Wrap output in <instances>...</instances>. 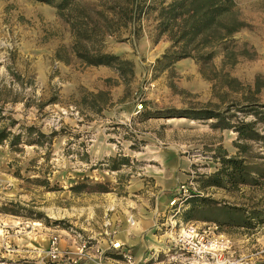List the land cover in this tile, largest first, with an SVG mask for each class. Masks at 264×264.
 <instances>
[{
  "label": "rangeland",
  "instance_id": "374dc122",
  "mask_svg": "<svg viewBox=\"0 0 264 264\" xmlns=\"http://www.w3.org/2000/svg\"><path fill=\"white\" fill-rule=\"evenodd\" d=\"M234 2L247 25L229 44L236 51L247 49L251 58L239 55L225 71L248 86L255 75L264 74V0ZM155 15L156 11L143 15L138 38L123 29L103 42L104 51L134 62L135 77L125 96L123 83L107 81L117 78L110 67L86 65L71 53L70 28L55 8L37 0H0V129L21 134V143L11 145L9 139L0 143V264H45L53 234L65 240L75 235L92 244L104 234L112 212L127 213L132 223L133 211L148 209L161 193L165 208L155 223L162 238H171L184 222L209 225L230 238L241 264H264V222L219 225L213 220L240 222L246 212L264 207V184L202 189L196 180L220 165L213 157L217 148L236 154V133L212 128V119L138 115L144 109L221 104L217 95L226 90L204 78L192 58L163 72L153 69L170 44L165 36L153 42ZM222 48L214 47L217 70ZM97 91L108 92L111 98L100 113L83 101L88 92ZM259 97L264 102V90ZM221 98L224 105L230 104L240 93L229 91ZM259 129L264 133V127ZM38 131L46 136L39 137ZM253 148L261 150L256 144ZM123 158L126 163L118 164ZM114 163L119 167L112 169ZM160 177L168 182H158ZM81 183V189L71 188ZM99 183L107 190H99ZM182 183L184 190L179 189ZM192 191L217 204L198 208L185 220V198ZM174 250L180 252L176 247L169 252ZM160 264L178 262L170 257Z\"/></svg>",
  "mask_w": 264,
  "mask_h": 264
},
{
  "label": "trees",
  "instance_id": "16d2710c",
  "mask_svg": "<svg viewBox=\"0 0 264 264\" xmlns=\"http://www.w3.org/2000/svg\"><path fill=\"white\" fill-rule=\"evenodd\" d=\"M37 1L55 8L57 14L68 24L72 36L71 53L86 65L110 67L117 78H107V81L123 83L125 96L129 93V86L135 77L134 62L121 55L104 51L103 42L107 36H116L123 29H129L130 35L138 38L139 21L147 12L156 11L155 37L152 40L157 43L165 36L170 44L156 58L153 69L163 72L183 58H192L204 78L219 82L226 90H222L217 95L221 104L153 111L144 109L138 115L145 119L152 117L212 119L214 120L211 124L212 128L229 129L236 133V140L233 141L237 149L236 154L229 155L222 147L217 148L218 151L213 157L220 165L210 173L198 175L196 180L200 188L215 186L235 189L240 184H264V163L258 162L264 161V133L259 129V126L264 127V102H261L259 97L264 90V74L255 75L252 84L243 86L238 78L225 71L226 66L237 63L239 55L251 58L247 49L236 51L235 46L229 44L232 43L233 34L247 25L240 18L234 0ZM218 45L223 47L219 70L213 64L214 47ZM57 59H61L58 51ZM229 91L239 92L240 98L224 105L221 97L226 96ZM83 101L94 112L100 113L105 106L110 105L111 98L108 92L97 91L88 92ZM215 105L217 107H213ZM15 123L12 121L11 125L14 126ZM27 129L32 131L35 127L29 126ZM55 133L53 131L49 136ZM38 135L46 136L39 131ZM7 139L10 140L11 145H16L21 143V134L1 128L0 143ZM255 144L261 148L258 152L253 148ZM130 147L134 148L132 145ZM126 160L123 158L118 164L126 163ZM118 164L114 163L111 168H118ZM82 184L72 185L71 188L79 190L84 186ZM98 186L99 190H107L103 183H99ZM185 200L187 207L182 211L185 220L193 218V211L196 209L217 204L212 197L197 191H192ZM237 209L241 210L240 207ZM244 216L245 218L240 222L213 220L219 225L229 223L248 226L251 220H254V223H263L264 207L254 208L251 214L246 212ZM111 256L121 258L120 253H113Z\"/></svg>",
  "mask_w": 264,
  "mask_h": 264
},
{
  "label": "built area",
  "instance_id": "2783aa9c",
  "mask_svg": "<svg viewBox=\"0 0 264 264\" xmlns=\"http://www.w3.org/2000/svg\"><path fill=\"white\" fill-rule=\"evenodd\" d=\"M186 189L182 183L179 189ZM171 204L176 201L173 197ZM215 228L216 225H213ZM76 239V238H75ZM76 245L61 248L59 236L51 235L46 249L45 264H79V262L90 256L91 243L86 238L75 240ZM172 243L181 253L186 252V263L188 264H241V258L233 255L232 242L229 237L222 233H215L211 226L199 227L192 222L182 223L172 236ZM108 248L119 249L121 254L119 261L114 264H132L133 258L127 247L117 241H109ZM107 248V249H108ZM100 246L94 247L95 259L100 264H107L106 250Z\"/></svg>",
  "mask_w": 264,
  "mask_h": 264
},
{
  "label": "crops",
  "instance_id": "0c3cea01",
  "mask_svg": "<svg viewBox=\"0 0 264 264\" xmlns=\"http://www.w3.org/2000/svg\"><path fill=\"white\" fill-rule=\"evenodd\" d=\"M159 180L165 183L168 182L161 177L158 182ZM163 196V193L158 194L155 204L150 205L148 209L144 206L137 207L133 211L134 222L132 223L129 222L127 213L124 215L123 213L112 212L108 219V226L103 229L104 234L101 233L92 242L90 256L82 259L79 264H100L95 259L94 247L100 246L107 249L110 240L117 241L122 247L129 249L133 258L132 264H160L164 260H169L170 257L177 258L178 264H188L185 261V256H180V252L176 254L177 250H174V253L169 252L170 249L174 248L172 237L162 238L164 233L159 232V225L155 223L158 214L163 212L165 208ZM74 236L66 240L59 237L60 247L68 246L73 248L76 245ZM118 250L115 248L106 250L107 259L105 262L107 264H114L119 261L120 258L111 256L113 253L119 254Z\"/></svg>",
  "mask_w": 264,
  "mask_h": 264
}]
</instances>
